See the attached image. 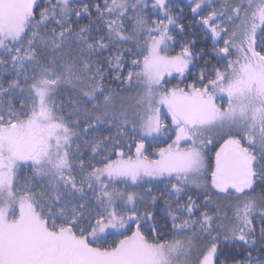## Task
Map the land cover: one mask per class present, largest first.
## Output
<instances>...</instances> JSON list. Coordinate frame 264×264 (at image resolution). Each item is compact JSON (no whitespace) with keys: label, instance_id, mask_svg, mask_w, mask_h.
<instances>
[{"label":"snow or ice","instance_id":"6c2138e0","mask_svg":"<svg viewBox=\"0 0 264 264\" xmlns=\"http://www.w3.org/2000/svg\"><path fill=\"white\" fill-rule=\"evenodd\" d=\"M191 10L217 61L167 88L165 75L186 79L201 55L190 41L167 54L168 0H153L152 19L147 0H0V75L11 77L0 78V264H214L222 244L250 249L237 264H264L251 254L264 250V194L247 195L264 183V0H192ZM129 42L138 51L125 75ZM61 84L68 105L54 98ZM162 132L171 142L150 158L146 141ZM193 185L203 204L182 202ZM229 195L231 217L219 207ZM161 198L170 231L188 236L161 239L150 210Z\"/></svg>","mask_w":264,"mask_h":264},{"label":"trees","instance_id":"16d2710c","mask_svg":"<svg viewBox=\"0 0 264 264\" xmlns=\"http://www.w3.org/2000/svg\"><path fill=\"white\" fill-rule=\"evenodd\" d=\"M92 3L97 2V0H91ZM102 2V0H101ZM38 3L40 7L44 6V0H38ZM148 3V15L149 19L154 18L151 13V5L153 3V0H147ZM168 3L170 5V8L172 10V14L174 17H176V23L173 25H170L169 27V33L175 39L173 41L169 42V49H168V55H176L181 50V47L183 46L185 41H190L189 47L191 48L192 52L200 53L201 55L199 57L194 56L193 64L190 66V69L186 71L185 77L181 78L176 73L171 75L170 77H165L163 79V86L167 88H171L175 85H178L180 87H183L185 83L191 82L195 77L199 74V71L202 67L205 66V61H210L211 64H216L217 57L215 52L212 51V40L210 38V34L206 35V29L204 26L199 22V17H197L194 13H192L191 10V3L192 0H168ZM213 6L218 7L219 3L216 2L213 4ZM37 14L39 13V8L36 9ZM207 10L202 13V15H206ZM131 12L129 13V16H131ZM38 18V16H37ZM73 21L75 26L84 25L87 24L88 17L85 15L83 18H81L78 22H76V18L73 16ZM177 25H182V30L180 27H177ZM126 27H131L130 22L126 20ZM257 43L260 42L261 36L256 37ZM220 47L223 46V41L220 42ZM122 48L125 49H131L132 52L129 53L127 51L124 52V60L126 63V66L123 69V72L125 75H127L128 67L127 65L130 64V61L132 59H136L137 57L134 55L138 51V49L135 47V44L133 42H129L126 45H121ZM259 50V49H258ZM111 54V50L105 51L103 56L100 57V59H104L107 56ZM146 54V51L145 53ZM47 55L46 53L44 54ZM234 58V57H233ZM142 59V55L140 57ZM226 61H222L221 63H224ZM0 78L8 79L11 78L8 73H3L0 75ZM181 79H184V83H180ZM107 82V81H106ZM112 87H119L118 84H113ZM72 96V92L69 85L61 84L59 85L55 90V100L60 103L63 102L65 105H68V102ZM17 105L19 104V101H16ZM67 110V108H65ZM162 119L164 123L170 124V118L162 113ZM170 139L168 138V134L162 132L159 134L157 139L153 142L146 141V147L148 149L146 155H149L150 158H155L152 153L154 150L159 149L161 147H167V145L170 143ZM222 143V141H220ZM216 147H219V144H216ZM127 151V149H126ZM135 152V146L133 144L132 147V153ZM215 148L209 152V156H214ZM115 158V157H113ZM87 159V157H85ZM209 164H212L213 161L210 159L208 161ZM32 176V169L26 168L19 172V179L20 183L23 184L24 179L31 178ZM209 184H210V169H209V176H208ZM145 185V184H144ZM144 185L142 187L137 188H129L130 189H143ZM170 187V185H169ZM156 189L163 188V184L157 183L156 186H154ZM191 190L186 191L182 196V202L186 201L188 196L191 195L194 199L197 200L198 204H203L204 194L201 192V190H197L195 186H190ZM146 189V188H145ZM37 190H39L37 188ZM215 191V190H213ZM264 194V183H260L257 181L254 191L247 193V195H261ZM157 195H159V192L157 191ZM220 198V197H219ZM226 198H228L231 202L234 201L235 196L229 195ZM215 200L216 197H213ZM164 207V201L163 198L159 199L157 202V205L154 209H150L156 212V220L158 222V225L161 229V239L165 241H169L171 239H179L181 237H185L184 234H176L170 231L171 229V220L167 217L166 212L161 211ZM216 206H210V211H215ZM223 210L222 208H220ZM143 211V208L141 209ZM204 209L201 208L200 211H203ZM222 213H227L229 217L232 216V209H227L225 211H221ZM199 215V213H197ZM151 223V222H149ZM135 224H132V228ZM259 228V225L257 224V230ZM142 231H145V234L149 236V239L152 238V233L150 230L142 229ZM129 233V232H128ZM121 237L118 235H109L103 243L106 245L108 243L113 242L114 240H118ZM260 246L258 245L257 248ZM250 249L243 245H232V244H222L219 249V255L214 256V264H220L221 261H226V264H237L238 261H244L245 257L248 255V252ZM251 254L254 258L256 257H264V250L257 251V249H251Z\"/></svg>","mask_w":264,"mask_h":264},{"label":"rangeland","instance_id":"374dc122","mask_svg":"<svg viewBox=\"0 0 264 264\" xmlns=\"http://www.w3.org/2000/svg\"><path fill=\"white\" fill-rule=\"evenodd\" d=\"M174 73H172V75H173ZM171 76V75H170ZM169 75H165V77H170ZM164 77V78H165ZM163 78V79H164ZM137 92V89L136 88H129L126 92H124V93H122V95L123 96H125V97H131V96H134L135 95V93ZM117 102H119V101H117ZM162 113L163 114H166L167 115V110L166 109H163V111H162ZM170 118V117H169ZM28 168H30V167H28ZM23 169H26V168H23ZM22 169V170H23ZM156 184L157 183H154V185L153 186H156ZM149 185L148 184H145L144 185V187H143V189H145V188H147ZM122 187V186H121ZM143 189H130L129 191H141V190H143ZM235 202V199H234V201L233 202H231L228 198H226V197H224V196H220V198H219V207L220 208H224L223 210H221V211H225V210H227V209H231V204H233ZM214 206H216V205H214ZM136 227V225H134L133 226V229ZM127 234H130V232L129 233H127ZM182 234H184L185 235V237L186 236H188L189 235V233H187V232H185V233H182ZM184 237H181V238H179V239H183ZM171 240H174V239H171ZM171 240H169V241H171ZM201 248H204L205 250H206V245L205 244H203V243H200V245H199ZM197 255V253L196 252H193V257H195Z\"/></svg>","mask_w":264,"mask_h":264},{"label":"bare ground","instance_id":"6f19581e","mask_svg":"<svg viewBox=\"0 0 264 264\" xmlns=\"http://www.w3.org/2000/svg\"><path fill=\"white\" fill-rule=\"evenodd\" d=\"M180 236V235H179Z\"/></svg>","mask_w":264,"mask_h":264}]
</instances>
